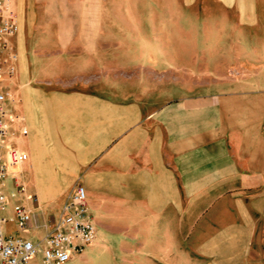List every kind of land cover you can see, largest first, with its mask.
<instances>
[{
  "label": "crops",
  "instance_id": "crops-1",
  "mask_svg": "<svg viewBox=\"0 0 264 264\" xmlns=\"http://www.w3.org/2000/svg\"><path fill=\"white\" fill-rule=\"evenodd\" d=\"M4 1L5 212L30 211L4 232L39 241L80 184L95 238L64 264H264V0H151L135 39L110 0Z\"/></svg>",
  "mask_w": 264,
  "mask_h": 264
},
{
  "label": "built area",
  "instance_id": "built-area-1",
  "mask_svg": "<svg viewBox=\"0 0 264 264\" xmlns=\"http://www.w3.org/2000/svg\"><path fill=\"white\" fill-rule=\"evenodd\" d=\"M16 30L14 17L7 3L0 0V50L6 48V39ZM0 57V264H25L39 253L42 264H64L74 253H79L86 244L95 238V227L87 213L85 191L82 185L75 184L61 205L51 229L36 242L19 235L6 234L3 226L12 220L17 230L25 231L30 218L29 209L20 202L10 205L11 218L6 214L9 197L23 193V186L15 184L9 195L5 192V179H15L19 165L25 154L12 143V134L7 121L5 101L6 90L2 85ZM11 72L7 68L6 75ZM264 132V131H263ZM20 133H25L21 129ZM30 198V197H29Z\"/></svg>",
  "mask_w": 264,
  "mask_h": 264
},
{
  "label": "rangeland",
  "instance_id": "rangeland-1",
  "mask_svg": "<svg viewBox=\"0 0 264 264\" xmlns=\"http://www.w3.org/2000/svg\"><path fill=\"white\" fill-rule=\"evenodd\" d=\"M110 8H111V16L110 22L112 24L125 23L127 25V36L128 38L135 39L136 36L140 33L134 32L138 25L148 26L151 24V0H110ZM166 11L159 10V18H164V14ZM167 16V15H166ZM165 16V17H166ZM175 16L169 17L170 24L173 25L175 22ZM168 18V17H166ZM196 16L191 17V21L193 22ZM181 19V16H180ZM170 27V26H169ZM141 75V79L136 78ZM141 81L145 83V86H150L152 80L150 78V73L143 70V72L128 73L127 76V85H138ZM159 83L165 82V79H159ZM7 188L10 187L11 183L8 181ZM9 228H13V224H9ZM8 228V229H9ZM36 258H39V253L35 255Z\"/></svg>",
  "mask_w": 264,
  "mask_h": 264
}]
</instances>
